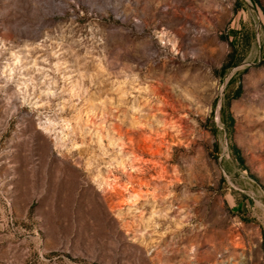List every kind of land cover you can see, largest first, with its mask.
Masks as SVG:
<instances>
[{
	"label": "rangeland",
	"instance_id": "374dc122",
	"mask_svg": "<svg viewBox=\"0 0 264 264\" xmlns=\"http://www.w3.org/2000/svg\"><path fill=\"white\" fill-rule=\"evenodd\" d=\"M0 264H264V0H0Z\"/></svg>",
	"mask_w": 264,
	"mask_h": 264
},
{
	"label": "trees",
	"instance_id": "16d2710c",
	"mask_svg": "<svg viewBox=\"0 0 264 264\" xmlns=\"http://www.w3.org/2000/svg\"><path fill=\"white\" fill-rule=\"evenodd\" d=\"M239 61H240V60H237L236 52H235V49H234V47H233V50H232V51L228 54V56H227L226 62H225V64H224L222 70L225 71V70L229 69L230 67H234V66L238 65V64H239ZM239 91H240V87H239V89L236 91V93L238 94ZM228 104H229V102H228ZM227 121H228L229 123H231V124H232V122H233V118L231 117V114H230V113H228V115H227ZM233 151H234V155H235V157L237 158V160H238L239 162L243 163V162H244V159H243V157H242L241 154H240V150H239L238 148H234Z\"/></svg>",
	"mask_w": 264,
	"mask_h": 264
}]
</instances>
